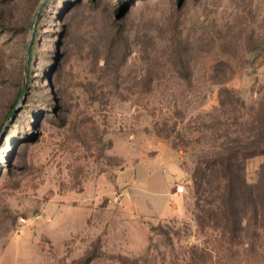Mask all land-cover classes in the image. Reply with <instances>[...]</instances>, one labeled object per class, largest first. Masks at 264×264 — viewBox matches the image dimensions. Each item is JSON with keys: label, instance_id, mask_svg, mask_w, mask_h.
Wrapping results in <instances>:
<instances>
[{"label": "rangeland", "instance_id": "1", "mask_svg": "<svg viewBox=\"0 0 264 264\" xmlns=\"http://www.w3.org/2000/svg\"><path fill=\"white\" fill-rule=\"evenodd\" d=\"M119 1L0 0V264H187L205 244L206 264H264V0H123L118 17Z\"/></svg>", "mask_w": 264, "mask_h": 264}, {"label": "trees", "instance_id": "2", "mask_svg": "<svg viewBox=\"0 0 264 264\" xmlns=\"http://www.w3.org/2000/svg\"><path fill=\"white\" fill-rule=\"evenodd\" d=\"M95 2V0H91V3ZM124 1L120 0L116 6H114L113 11L115 12L118 17H120L124 12ZM47 5L45 8L41 11L40 17L43 15L44 11L47 9ZM93 5V4H92ZM4 35V34H3ZM38 39L39 37H35L32 41V44L29 48L30 52V58H32V61L30 62L29 69L32 68V64L35 62V56L38 50ZM218 50V49H217ZM215 51L213 53L209 54V57L205 60V64L207 65L206 61L209 59V63L207 65L209 73L214 74L216 70L220 67L226 69L229 68L231 63L229 62V58L231 57L229 55V52L227 49L222 48L219 49L218 51ZM216 53L215 55H213ZM211 58V59H210ZM174 67H177L179 72L184 74L187 78H191L192 75L194 74V67L192 64V61L194 62V58L191 57L190 54L185 52L184 49L182 48H173L169 59H168ZM30 74V73H29ZM23 91V88L21 89V93ZM16 104L14 105V107ZM229 155V160H220L221 164H223L224 169L222 171V175L224 176V187L225 191L221 194V206H220V211L223 219V225H227V229L229 231H226V228L222 229V236L220 235L219 238V245L218 248L221 249L224 248L227 251L230 252V254L234 255L235 252L232 250L231 247H223L222 243L223 242H228L229 241H234L237 240V238L243 236V232L241 231V217L238 215V195L241 189H244L245 186V177H240L237 178L236 175H245V165L243 163V159L240 157L239 159V154H245L243 149H239V147H229L228 151ZM247 154V153H246ZM206 168H199L197 170L196 175H204L206 172ZM196 180V177H195ZM201 182V178L198 179L197 183L199 184ZM200 185V184H199ZM264 218V214L262 215ZM239 221V222H238ZM228 233V234H227ZM227 234V236H226ZM230 239V240H229ZM231 243V242H230ZM238 243L242 245V242ZM251 249L254 251L255 246L252 245ZM234 252V253H232ZM190 259H188L187 264H206L208 254H209V249L207 245H203L195 250H190ZM92 258L90 256H86L83 258L80 263L81 264H89Z\"/></svg>", "mask_w": 264, "mask_h": 264}, {"label": "built area", "instance_id": "3", "mask_svg": "<svg viewBox=\"0 0 264 264\" xmlns=\"http://www.w3.org/2000/svg\"><path fill=\"white\" fill-rule=\"evenodd\" d=\"M184 190V186L183 185H177V192H182Z\"/></svg>", "mask_w": 264, "mask_h": 264}, {"label": "water", "instance_id": "4", "mask_svg": "<svg viewBox=\"0 0 264 264\" xmlns=\"http://www.w3.org/2000/svg\"><path fill=\"white\" fill-rule=\"evenodd\" d=\"M26 71H27V66H26ZM24 90H25V84H24V87H23V91H22V93L24 92Z\"/></svg>", "mask_w": 264, "mask_h": 264}]
</instances>
